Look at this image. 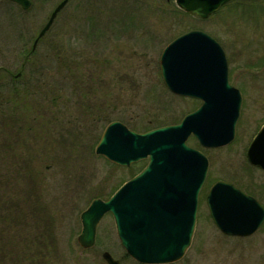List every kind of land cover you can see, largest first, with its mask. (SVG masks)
<instances>
[{
	"label": "rangeland",
	"instance_id": "374dc122",
	"mask_svg": "<svg viewBox=\"0 0 264 264\" xmlns=\"http://www.w3.org/2000/svg\"><path fill=\"white\" fill-rule=\"evenodd\" d=\"M62 1L26 12L0 0V67L11 73L0 71V254L13 264H106L109 252L120 264H139L121 248L110 215L93 248L76 241L91 201L112 196L147 164L119 167L95 150L111 122L143 133L179 124L201 105L171 93L160 71L168 44L201 30L225 50L244 106L229 146L207 150L188 140L210 169L192 244L173 264H264V224L248 238L228 237L206 203L222 180L264 206V172L246 158L264 120V2H231L200 20L175 0H71L23 67L22 54Z\"/></svg>",
	"mask_w": 264,
	"mask_h": 264
},
{
	"label": "water",
	"instance_id": "95a60500",
	"mask_svg": "<svg viewBox=\"0 0 264 264\" xmlns=\"http://www.w3.org/2000/svg\"><path fill=\"white\" fill-rule=\"evenodd\" d=\"M27 9L29 0H9ZM69 0L53 11L40 38L51 28ZM233 0H177L188 14L208 19ZM160 71L175 95L197 99L202 105L181 123L137 133L121 122L105 129L96 153L129 167L142 160L147 166L108 201L95 200L82 215L79 244L91 248L96 228L106 213L114 217L126 253L140 264H172L190 248L196 228L200 192L209 161L187 145L194 135L204 148H222L236 137L242 108L240 91L229 83L226 55L219 43L202 31H189L163 51ZM249 162L264 170V127L248 150ZM216 227L227 236L250 237L264 223V208L233 185L219 181L207 195ZM107 264H120L104 253Z\"/></svg>",
	"mask_w": 264,
	"mask_h": 264
},
{
	"label": "flooded vegetation",
	"instance_id": "af4514ba",
	"mask_svg": "<svg viewBox=\"0 0 264 264\" xmlns=\"http://www.w3.org/2000/svg\"><path fill=\"white\" fill-rule=\"evenodd\" d=\"M167 2H170L171 0H166ZM30 2H31V7H32V5L36 2H43V0H30ZM30 7V8H31ZM29 10V9H28ZM28 10H26V12H29ZM24 57H25V55H24ZM23 65H24V63H23ZM1 69H3L4 71V73H5V75H7V77H9L10 75H11V73H10V71H9V69L7 68V67H3V66H1L0 67V71H1ZM19 77V76H18ZM18 77H16V78H11V80H17L18 79ZM8 79H10V78H8ZM243 106H244V104H243ZM264 126V120L263 121H261V123H260V128H262ZM88 208V207H87ZM97 230H99V228L97 229ZM77 242H78V238H77V240H76ZM97 241H98V231H97V236H96V244H97ZM95 244V245H96ZM84 250V249H83ZM85 251H88V250H85ZM16 262H17V260H16ZM0 264H13L12 263V259H11V257L9 258V257H7L6 255H3V254H0Z\"/></svg>",
	"mask_w": 264,
	"mask_h": 264
}]
</instances>
